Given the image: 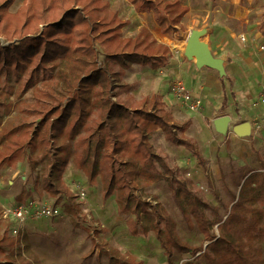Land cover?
Segmentation results:
<instances>
[{
    "label": "trees",
    "instance_id": "16d2710c",
    "mask_svg": "<svg viewBox=\"0 0 264 264\" xmlns=\"http://www.w3.org/2000/svg\"><path fill=\"white\" fill-rule=\"evenodd\" d=\"M14 1L0 0V36L16 39L0 46V169L4 164L12 169L26 164L36 191L40 183L44 193L68 201L65 212L77 214L73 201L79 198L78 191L64 182L74 158L90 186L101 180L104 200L116 195L118 213L128 215L129 233L146 236L152 232L167 263L174 264L175 253L195 255L202 247L183 242L173 219L136 194L139 184L163 178L186 223L194 221L208 243L203 252L205 264H264V157L258 158L259 170H231L237 192L231 194L225 213L219 214L149 142V135L160 129L167 142L188 149L204 167L194 146L176 135L185 127L174 122L161 96L136 100L128 94L131 87L122 83L133 65L155 74L166 70L170 49L145 28L134 38L122 37L125 22L105 0H23L12 13L9 8ZM127 1L136 12H151L163 33L175 29L188 11L179 0ZM257 32L264 40V18ZM94 41L99 42L106 62L98 61ZM53 79L62 83L68 96L60 99L47 91L50 102L54 100L51 104L44 100L48 95L42 85ZM226 84L230 85L228 79L220 78L219 113L226 106ZM28 92L30 97L21 100ZM230 95L235 98L233 92ZM13 108L17 114L4 122ZM92 114V125L87 126ZM31 196L32 192L22 190L17 204ZM101 232L96 230L95 235ZM96 247L93 243L92 248ZM101 255L109 264H144L106 243L100 245L97 258ZM0 264H31L21 256L19 240L8 237L6 230L0 236Z\"/></svg>",
    "mask_w": 264,
    "mask_h": 264
},
{
    "label": "rangeland",
    "instance_id": "374dc122",
    "mask_svg": "<svg viewBox=\"0 0 264 264\" xmlns=\"http://www.w3.org/2000/svg\"><path fill=\"white\" fill-rule=\"evenodd\" d=\"M105 1L125 22V26L121 29L122 37L134 38L142 28H145L157 42L166 45L171 50L173 61L171 60V64L166 70L155 74L149 68L133 65L125 72L122 83L131 87L128 94H131L136 100L151 97L154 94L162 97L174 122L185 127L184 131L181 129L176 133L178 139L190 142L194 146L205 161L204 167L197 163L188 149L167 142L160 129L149 135L150 144L157 154L167 157L169 165L177 171L181 178L190 181L195 186L201 197L213 207H217L219 214H224L225 206L231 200V194L237 192L230 173L231 170L247 172L261 168L259 159L264 157L262 132L258 131L259 134L256 135V140L254 144L252 142L251 146L238 135L236 137H239L240 140L237 141L227 138L229 132H235V126L246 122L248 118L247 122H251L254 115L253 104L260 102V93L258 94L255 89V94L250 93L248 96L240 94L239 92L244 86L237 78V85L228 86L226 84L227 101L224 109L226 112L219 113L218 110L223 99L221 89L217 95L216 91L213 92L212 89L200 91L199 86L203 82L201 77L193 76L194 74L189 71L188 63H179L180 61L184 63L186 59L194 60L188 59L184 55L186 42L192 31H203L204 35L201 40L208 46L222 47L231 42L232 49L237 51L239 47H242L248 53V57L258 62L259 66L255 73L258 76L259 89L260 83L264 82V40H256L258 38L256 31L264 18V0H179L183 6L187 7L188 13L183 17L181 23L175 29H170L168 33L161 31L151 12H136L127 0ZM22 3L23 0H15L9 11L15 12ZM249 33L253 44L246 45L248 41L243 39L241 34L247 37L246 34ZM168 38L177 44L175 48L168 44ZM15 41L16 39L8 41L0 36L1 47H6ZM98 43L94 41V45L99 51L98 61L106 62L103 57L104 51ZM59 67L67 71L64 65ZM177 80H180L192 96L199 97L202 109L199 108L200 110L193 112L184 105L180 112L175 109L176 103L180 102L173 94L172 84ZM61 84L53 79L46 86L42 85L48 95L44 100L51 101V96L47 91L60 99L62 96L67 97V93L60 87ZM231 92L236 95L234 99L230 95ZM30 95L31 93L28 92L21 97V100L25 97L29 98ZM240 96L242 97L240 98ZM9 99L12 103H16L14 97ZM50 103L53 104L54 100ZM213 107L219 108L213 109ZM16 114L17 112L13 108L10 114L4 118V122ZM216 116L230 118L226 133L214 134L212 121ZM93 119L94 114L90 116L87 126L92 125ZM186 122L188 124L184 126L183 124ZM251 150L256 151L259 159L255 158V155L248 157V153H252ZM2 169L4 171L1 172ZM64 182L72 191H78L79 198H74L73 201L74 205H78L79 212L77 214L65 212L63 206L68 201L62 196L53 197L44 193L40 183L37 186L40 192L36 191L32 187L33 178L26 164L18 165L17 169H12L4 164L0 169V215L4 207H12L17 204V196L22 190L32 192L29 200H33L37 205H53L60 212L56 218L28 220L18 235H14L11 228H8V225L6 226V223L0 218V236L6 230L8 237L19 240L23 258H26L31 264H109L105 255L97 258L100 253V245L106 243L121 253L133 255L144 264H168L154 234L149 232L146 236H132L126 225L128 215L118 213L116 195L112 193L104 200L101 193V180L97 178L96 183L90 186L84 174L75 167L74 158L67 166ZM81 191H85L83 197L79 194ZM136 194L141 195L152 205L157 204L164 213L173 219L177 233L183 242L191 247H202L201 251L195 255L175 253L174 264H205L203 252L208 243L203 240L194 221L189 223L191 227L186 223L182 213L176 207L172 194L166 186V181L161 178L153 183L139 184ZM55 201H57V205H55ZM70 203L72 204V201ZM208 215L210 217L209 213ZM96 230L102 232L96 236ZM213 232L217 235V226L213 227ZM93 243L97 244L96 248H92ZM262 246L264 253V244ZM92 249L93 252L89 255L88 253Z\"/></svg>",
    "mask_w": 264,
    "mask_h": 264
},
{
    "label": "crops",
    "instance_id": "0c3cea01",
    "mask_svg": "<svg viewBox=\"0 0 264 264\" xmlns=\"http://www.w3.org/2000/svg\"><path fill=\"white\" fill-rule=\"evenodd\" d=\"M187 13H188V11H187ZM186 14H185V16H186ZM256 34L258 36V38H256V40L261 41L262 40L261 35L257 31H256ZM241 35H243V39H245V40L247 39L248 43H246V45L253 44L251 41L252 39L250 38V33L246 34L248 38L246 36H244V34H241ZM168 41L173 42V40L171 38H168ZM202 42H204V41H202ZM243 48H244V46H243ZM208 49H209V52L213 58L219 59L221 61V64H222V67L224 70V75L221 76L218 71L213 70V69H209L206 67H197L195 64V60H193V59H192L193 61H189L186 59V61L184 63H181V61L179 63V64L188 63L189 71L194 74L193 76L194 77H197V76L201 77L203 82L199 86L200 91H206V90L209 91L210 89H212L213 92L216 91V95L219 94L220 78L225 77L228 79L231 86L237 85L236 84L237 78L240 79L241 85L244 86L242 88V91L239 92L242 95L248 96L250 93L255 94V92H254L255 89H257L258 94L261 93L264 82L260 83V88L258 89V83H257L258 76L255 73V70H257L259 64H258V62L255 61V59L248 57L249 55H247L248 53L245 52V49L243 50L242 47H239L237 49V51H235L234 49L231 48V42L226 44V46H222V47L217 46L215 48H212V47L208 46ZM172 55L173 54L171 52L170 64H171V60L173 61ZM239 87H240V84H239ZM234 95H235V93H234ZM241 97L242 96H240V98ZM173 105H175V104H173ZM182 107H183V105L181 103H176L175 109L180 112V109ZM218 108L219 107H216V108L213 107V109H218ZM200 109H202V108L200 107ZM252 110L254 112V115L251 118V122H247V121H249V118H248V120H246V122L249 123V125H250V132L248 134H244V135H238L235 132H233V133L229 132L228 136H227V138L229 140L237 141V140H240V138H242V139H244V141L246 143H250V146H251L252 142L254 144V142L256 140L255 137H256V135L259 134V132L256 131V128H255V125L257 124L256 120H259V123H260L264 119V104L261 103L259 105V107L253 108ZM212 112H211V114H212ZM223 112H226V110H224ZM217 118H218V116L214 117V119L212 121V127H213L214 134H216V133L219 134V132L215 128V121ZM246 122H244V123H246ZM240 124H242V123H240ZM236 135L240 136V138L236 137ZM252 148H254V146H252ZM251 152L252 153H248V157L255 155V158H258L256 151L253 152L251 150ZM2 171H4V169H2L1 172Z\"/></svg>",
    "mask_w": 264,
    "mask_h": 264
},
{
    "label": "built area",
    "instance_id": "2783aa9c",
    "mask_svg": "<svg viewBox=\"0 0 264 264\" xmlns=\"http://www.w3.org/2000/svg\"><path fill=\"white\" fill-rule=\"evenodd\" d=\"M172 91L176 100L184 105L188 110L194 112L200 108V100L197 97L192 96V94L185 89L180 80H177L172 84ZM260 102L264 104V84L260 93ZM260 102H255L253 107H259ZM256 122V131L263 133L262 141L264 144V119L260 123L259 120H256ZM84 192L85 191H81L79 193L81 197L84 196ZM59 215V209L53 205H37V203L33 200H28L24 203L15 204L12 207H4L0 218L4 223H6V226L8 225V228H11L14 235H18L21 229H23L25 223L30 219H52L58 217Z\"/></svg>",
    "mask_w": 264,
    "mask_h": 264
},
{
    "label": "water",
    "instance_id": "95a60500",
    "mask_svg": "<svg viewBox=\"0 0 264 264\" xmlns=\"http://www.w3.org/2000/svg\"><path fill=\"white\" fill-rule=\"evenodd\" d=\"M204 35L203 31H192L186 42L184 55L188 59H195L197 67H206L219 72L222 76L224 70L219 59H215L211 56L207 44L201 41V37ZM230 118L228 116L218 117L215 121L216 130L224 134L228 130ZM235 133L238 135L248 134L250 132L249 123H242L234 127Z\"/></svg>",
    "mask_w": 264,
    "mask_h": 264
},
{
    "label": "bare ground",
    "instance_id": "6f19581e",
    "mask_svg": "<svg viewBox=\"0 0 264 264\" xmlns=\"http://www.w3.org/2000/svg\"><path fill=\"white\" fill-rule=\"evenodd\" d=\"M168 44L171 46V47H173V48H175L176 46H177V44L175 43V42H171V41H168ZM195 60V59H194ZM196 61V60H195Z\"/></svg>",
    "mask_w": 264,
    "mask_h": 264
}]
</instances>
